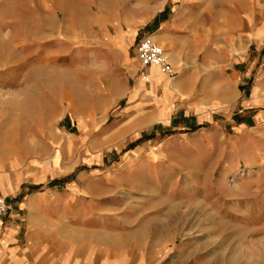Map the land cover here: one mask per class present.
<instances>
[{"label":"rangeland","instance_id":"374dc122","mask_svg":"<svg viewBox=\"0 0 264 264\" xmlns=\"http://www.w3.org/2000/svg\"><path fill=\"white\" fill-rule=\"evenodd\" d=\"M216 1L227 0L206 4L209 14L216 13ZM190 2L0 0V171L7 176L18 174L33 163L53 160L55 166L62 163L56 174L78 170L90 174L95 169L93 158L103 154L113 157L112 148L123 144L124 136L106 134L122 121L120 114L129 100L126 94L138 79L124 68V60H129L126 37H133L129 57L140 70L137 47L143 38L151 37L156 27L154 17L163 9L170 18L190 9V13L206 9L200 8L201 2L195 6ZM229 7L226 4L225 10ZM257 9L258 17L264 14V0H257ZM108 42L116 50H104ZM214 47L223 48L217 43ZM233 61L234 57H228L225 63ZM170 62L175 77L164 75L177 83L184 72L171 58ZM180 95L182 100L190 98ZM204 95L199 106L202 110L207 109V100L216 97L214 86L205 87ZM160 107L161 121L167 122L170 108L167 103ZM152 132L148 129L141 134ZM249 132L257 135V145L264 148V134L260 130ZM181 133L186 132L177 129L154 137L167 140L171 151L164 153L166 161L159 166L146 168L150 177L145 176L140 189L145 194L169 190L188 197L175 201L144 198L138 200L144 204L138 211L132 208L134 199L130 198L124 209L118 208V199L114 220L124 217L132 228L140 223L150 225L146 243L150 238L161 243L169 240L170 245L142 248L146 253L156 251L155 263L145 264H264V160L247 161L256 158L246 148L253 137L240 136L244 147L239 155L241 164L233 167L231 162L237 157L222 150L215 135L211 148L204 150L202 136ZM70 134L82 137V144L73 147L68 140L65 148L62 142ZM232 135L226 136V142ZM95 137L103 145L89 149ZM113 158L121 160L120 156ZM151 173L153 182L149 181ZM116 234L114 242L120 239Z\"/></svg>","mask_w":264,"mask_h":264},{"label":"crops","instance_id":"0c3cea01","mask_svg":"<svg viewBox=\"0 0 264 264\" xmlns=\"http://www.w3.org/2000/svg\"><path fill=\"white\" fill-rule=\"evenodd\" d=\"M214 1L191 0L190 3L195 6L201 2L203 8ZM225 3L232 6L228 11ZM216 4L214 14H209L206 7L197 13H190V9L170 18L163 9L154 17L156 27L150 32L151 37L164 46L169 62L171 58L184 72L178 79L174 78L177 83L154 66H141L139 76V68L129 57L133 37H126L129 60H124V68L129 76H138L136 85L143 78L136 89L135 85L126 94L129 100L120 114L122 121L106 134L124 136V143L111 151L113 157L120 156V161L105 154L93 158L95 169L90 174L78 170L61 176L56 171L62 163L55 166L53 160L33 163L29 170L18 174L7 176L0 171V196L6 198L9 207L0 219V264L155 263L156 251L146 253L142 248L170 245L169 240L163 244L150 238L146 243L145 233L150 225L140 223L132 228L124 222V217L116 221L112 214L118 199L119 209H124L130 198L134 199L132 208L138 211L144 205L138 200L144 198L175 201L188 197L169 190L145 194L140 189L145 176L150 177L146 168L159 166L166 161L164 153L171 151L167 140L154 138L161 132L178 129L186 132L181 133L183 136H202L204 150L211 148L215 135L217 145L237 157L231 165L240 166L239 155L244 150L240 136L253 137L250 130L264 134V14L257 16V0L216 1ZM108 43L104 50H116ZM215 43L223 48H215ZM228 57H234L235 61L227 65ZM209 85L214 86L217 95L206 101V110L199 109L205 87ZM139 88L144 89L135 96ZM181 93L190 98L182 100ZM166 103L170 108L169 119L162 122L160 105ZM159 124L162 126L158 127ZM148 129H153L152 134L142 136L141 132ZM231 133L226 142V136ZM70 136L62 142L65 148L68 140L73 147L82 144V137ZM256 137L246 147L249 154L256 155L252 160L244 158L250 164L264 160V148L257 145ZM102 145L95 137L89 149ZM150 175L149 181L153 182ZM114 233L120 237L119 241L114 242Z\"/></svg>","mask_w":264,"mask_h":264},{"label":"built area","instance_id":"2783aa9c","mask_svg":"<svg viewBox=\"0 0 264 264\" xmlns=\"http://www.w3.org/2000/svg\"><path fill=\"white\" fill-rule=\"evenodd\" d=\"M137 56L143 67L157 66L164 74L175 77L174 69L165 50L152 37H145L141 40L137 47ZM8 209L6 198L0 196V219L8 212Z\"/></svg>","mask_w":264,"mask_h":264},{"label":"bare ground","instance_id":"6f19581e","mask_svg":"<svg viewBox=\"0 0 264 264\" xmlns=\"http://www.w3.org/2000/svg\"><path fill=\"white\" fill-rule=\"evenodd\" d=\"M154 67H157V66H154ZM157 68H159V67H157ZM160 69V68H159ZM161 70V69H160ZM162 72V71H161ZM163 73V72H162ZM164 74V73H163ZM147 78V77H146Z\"/></svg>","mask_w":264,"mask_h":264}]
</instances>
